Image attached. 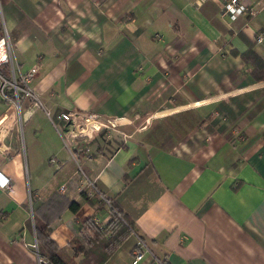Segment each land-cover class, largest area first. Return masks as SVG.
<instances>
[{
  "label": "crops",
  "instance_id": "0c3cea01",
  "mask_svg": "<svg viewBox=\"0 0 264 264\" xmlns=\"http://www.w3.org/2000/svg\"><path fill=\"white\" fill-rule=\"evenodd\" d=\"M223 1L0 0V264H40L34 212L69 253L97 240L107 197L135 231L103 264H131L139 239L137 264H264V77L241 57L264 61V0L234 19ZM32 68L35 98L14 86ZM84 116L130 119L126 147L85 145Z\"/></svg>",
  "mask_w": 264,
  "mask_h": 264
},
{
  "label": "trees",
  "instance_id": "16d2710c",
  "mask_svg": "<svg viewBox=\"0 0 264 264\" xmlns=\"http://www.w3.org/2000/svg\"><path fill=\"white\" fill-rule=\"evenodd\" d=\"M242 59L251 65L254 70H261L264 77V61L258 54L247 48L241 53ZM0 71L6 75V71L0 68ZM110 127H102L95 137L86 142L85 145L97 143L98 149L102 146L109 147V152L112 153L117 147L125 148L126 145L122 140H116L111 137ZM110 132V133H109ZM109 134V137L106 135ZM76 151V149H74ZM74 151V152H75ZM92 156V155H91ZM81 194L84 193L81 192ZM60 195H55L49 201L56 203L64 201ZM84 197L77 200H68L67 207L75 211L77 210ZM107 202L110 206L109 217L102 226L100 237L86 244L82 242L76 235L71 237L68 244L71 247V253L67 252L63 247L59 246L50 236L52 231L51 220L42 218L33 213L35 238L37 243V250L41 257L45 259L42 264H103L106 259L115 251V249L122 244L133 231H135V223L122 206L113 198L107 197ZM60 209L56 212V218L59 216ZM161 264H171L166 258L160 260Z\"/></svg>",
  "mask_w": 264,
  "mask_h": 264
},
{
  "label": "built area",
  "instance_id": "2783aa9c",
  "mask_svg": "<svg viewBox=\"0 0 264 264\" xmlns=\"http://www.w3.org/2000/svg\"><path fill=\"white\" fill-rule=\"evenodd\" d=\"M262 5L263 4H261L260 2H257V3L252 4V5H246L244 3L239 2V0H225V1H223V4L221 5L220 14H221V16L227 17L229 19H234L237 15L245 13V12H247L248 15H254L259 9L262 8ZM0 22H3L1 8H0ZM256 39L261 40V35L257 36ZM10 54H11V43H10L9 39L4 37L3 35H0V64L9 63L10 62ZM34 71H35V69L32 68L27 73H25L21 76V81L23 82L24 87L21 88L16 83H14V86H16L17 91L20 88L22 91H24V93L27 96H31V97L35 98L33 92L28 87L29 80L34 75ZM1 75L2 74L0 73V77H2ZM5 83H6V81L2 82V87H4ZM34 105H39V102L34 101ZM30 113H32V112L30 111ZM60 116L64 119H70V115H68L66 113H62ZM82 120L84 121L83 123H85L88 120V121L95 122L98 125L95 129H92L89 127L86 129H84V128L80 129L79 127L77 128V125L79 124L78 123L77 125L76 124L74 125L73 132H76V133L83 132V134L85 135V134H87V132L88 133L98 132L102 127H104L106 125L108 127L117 126V125L111 123L109 120L106 123H104L101 120L97 119V117L84 116V118ZM83 123L81 122V124H83ZM123 136L125 138H127L129 135L124 133ZM106 137H109V134H107ZM49 161L53 162V163L56 162L55 157H50ZM8 184H9L8 178L4 177V179H3L0 177V186L1 187H8L9 186ZM32 246L35 247V249H37L36 243L32 244ZM148 253H150L149 248L146 246V244L141 239H139L137 247L134 250V255H133V258L131 260V264H137ZM37 260L40 264L45 262V259L43 257H41L40 254H38V253H37Z\"/></svg>",
  "mask_w": 264,
  "mask_h": 264
},
{
  "label": "rangeland",
  "instance_id": "374dc122",
  "mask_svg": "<svg viewBox=\"0 0 264 264\" xmlns=\"http://www.w3.org/2000/svg\"><path fill=\"white\" fill-rule=\"evenodd\" d=\"M81 122L83 123L84 121L81 120L80 121V124ZM51 123V122H50ZM56 125H53V123H51L53 129H54V132H55V135H56V139L57 140H60L61 141V147L62 149H64L65 151H67L66 149V145H68V140H67V137L65 136L64 134V131L61 129V126L58 122H55ZM81 126L84 127H89V126H84V123L81 124ZM138 127L142 126V123H139V125H137ZM105 127V126H104ZM134 127L132 128H128L127 127H123V126H113V127H110L109 130H111V137L115 138L116 140H120V138L123 136L124 133L128 134L131 136V134L133 132H131V129H133ZM127 131H130V132H127ZM81 135H83V132H79ZM51 138V137H50ZM77 165V164H76Z\"/></svg>",
  "mask_w": 264,
  "mask_h": 264
},
{
  "label": "bare ground",
  "instance_id": "6f19581e",
  "mask_svg": "<svg viewBox=\"0 0 264 264\" xmlns=\"http://www.w3.org/2000/svg\"><path fill=\"white\" fill-rule=\"evenodd\" d=\"M128 120H130V119L118 118V119H113L110 122L113 123V124H115V123H123V122L128 121ZM97 125L98 124H96L95 122L88 121V120L84 123V126H89V128H92V129H95L97 127ZM78 127L80 129H83V126H81L80 123L77 125V128ZM84 129H86V127H84Z\"/></svg>",
  "mask_w": 264,
  "mask_h": 264
}]
</instances>
